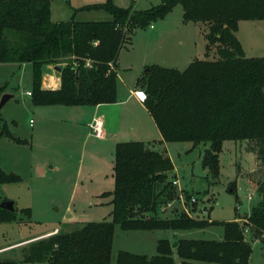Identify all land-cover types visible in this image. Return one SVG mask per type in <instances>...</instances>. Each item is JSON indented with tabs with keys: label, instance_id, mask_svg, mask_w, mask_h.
Listing matches in <instances>:
<instances>
[{
	"label": "trees",
	"instance_id": "trees-1",
	"mask_svg": "<svg viewBox=\"0 0 264 264\" xmlns=\"http://www.w3.org/2000/svg\"><path fill=\"white\" fill-rule=\"evenodd\" d=\"M181 5L184 21L208 25L205 52L183 70L152 65L136 84L144 89L142 102L165 142L206 145L202 165L211 177L220 174L224 141H252L264 164V56L247 57L236 36L240 20H264V0H161L147 9H128L112 0L84 7L104 10L107 20L52 21L51 0H0V63L32 66L31 98L35 105H98L116 102L117 59L120 49L137 29L162 19ZM217 43L216 53L210 47ZM62 64L56 90L41 88L43 67ZM0 135L18 142L0 118ZM156 142L125 141L115 146L110 196V221L85 222L68 233L29 242L20 259L35 264H111L115 226L126 231H184L221 225V240L160 238L156 254L147 256L120 250L115 264H174L175 251L183 264H248L252 250L244 229L252 226L264 243V175L257 186L260 197L246 221L195 220L181 213L171 218L157 214L160 197H170L173 164ZM21 177L0 169V184ZM228 189L236 193V186ZM238 199V196H236ZM21 213L30 218V209ZM15 212L0 208V222L12 221ZM173 241L176 242L172 247Z\"/></svg>",
	"mask_w": 264,
	"mask_h": 264
},
{
	"label": "rangeland",
	"instance_id": "rangeland-1",
	"mask_svg": "<svg viewBox=\"0 0 264 264\" xmlns=\"http://www.w3.org/2000/svg\"><path fill=\"white\" fill-rule=\"evenodd\" d=\"M106 0H51L52 21H64L74 18L76 21L107 20L111 16L104 10H86L84 7L92 4L104 3ZM120 7L128 9H147L161 3V0H112ZM240 30L236 34L242 40L247 57L264 56V21H241ZM152 26V27H151ZM208 25L184 21L181 5L174 6L166 15L153 21L145 28L137 29L131 34L118 54L117 85L123 97L128 89H136L135 83L139 77L146 74L145 70L152 65L177 70L185 69L191 56L193 59H202L205 52V33ZM217 43L210 47V55L216 53ZM31 69L29 65L17 69L15 64H0V86L14 95L0 110L4 118L9 111L18 114L19 124L26 125L29 119L34 125H40L38 112H29L23 100L30 102L26 96L32 90ZM141 99L144 98V89H137ZM135 90V91H137ZM137 95L133 96V100ZM127 106H134L133 102ZM129 108V107H128ZM135 111L136 106L133 107ZM132 110V109H131ZM44 128L40 144L29 140L34 153V162L44 161L47 164H61L54 172L33 174L21 177L20 182L0 184V202L11 200L14 202L16 217L12 221L0 222V261L3 259H20L22 250L29 242L47 238L45 232L63 234L80 228L83 223L93 221H110V196L102 194L114 187L112 165L114 150L100 146L93 138L84 141L85 129L74 134L75 126L65 118L51 119ZM144 121V120H143ZM49 124V125H48ZM125 130L126 122L118 124ZM58 126L60 129H53ZM72 128V129H71ZM49 129L51 132H48ZM48 132V133H47ZM154 140H150L153 143ZM208 144L192 147L190 142H156L155 149L163 151L165 148L173 169L168 172L167 179L177 180L173 185L170 197H160L157 214L160 217L171 218L181 213L195 220L207 221H246L252 208L258 204L259 195L257 186L253 184L262 179L264 164L257 158V146L252 141L223 142L219 158L221 161L220 174L213 178L202 165V156ZM103 155V156H102ZM112 155V156H110ZM46 159V160H45ZM249 181H253L252 185ZM234 184L236 193L230 192L228 186ZM238 196V199H236ZM195 201H191V198ZM22 208L30 209V218L21 213ZM70 210V212H69ZM71 213L76 220L71 219ZM245 217L242 218V215ZM169 233L173 240L179 237L188 239L221 240L223 228L221 225H210L184 231L157 230L151 233L153 237H160ZM140 231L122 230L118 225L114 229L112 242L111 264H115L119 250L132 252L142 251L151 255L154 251L152 238L146 236L145 241L136 237ZM149 234V233H147ZM263 235H256L250 225L244 229V238L251 245L252 250L248 264H264ZM30 238L26 244L17 245L15 242ZM141 238V237H140ZM140 240V241H139ZM143 244V245H142ZM176 245V244H175ZM174 264H183L174 251ZM15 264H35L16 261ZM191 264H214L193 261Z\"/></svg>",
	"mask_w": 264,
	"mask_h": 264
},
{
	"label": "crops",
	"instance_id": "crops-1",
	"mask_svg": "<svg viewBox=\"0 0 264 264\" xmlns=\"http://www.w3.org/2000/svg\"><path fill=\"white\" fill-rule=\"evenodd\" d=\"M241 21H248V20H240L239 22ZM239 30H240V23H238L236 34L239 32ZM237 38L239 39L242 48L244 50L245 48L242 40L239 38L238 35ZM193 60L194 59L191 56L189 57V59H187L189 63ZM0 64L2 65L15 64L18 70L21 69L22 67H27L29 65L32 75V66L29 63H23V64L0 63ZM60 75L61 73L54 68V65L44 66L41 77V83H40L41 88L44 90L58 89L61 84ZM117 79L119 80L118 72H117ZM31 83H32V76H31ZM135 87L136 89L134 90L129 88L128 94L126 95V97H123L122 92L120 93V91L118 90V85L116 84V102L98 104V105H77V106L35 105L32 102L31 94L30 95L27 94V92L30 91H27L26 96L29 97L30 102H27L26 99L23 100L25 103H28L26 104L27 105L26 109L29 112H33V113L38 112V116L41 119L40 125L35 127L34 121L32 119H29L27 126L20 125L18 114L11 113V111H9L6 115H4L3 118L0 113V118L4 121L9 131L18 138L26 141V143L24 144L18 143L8 138L5 135H0V169L7 173H15L17 175H23V176H26L31 172H33V174L35 175L37 173L39 174L40 172L46 174L49 172L57 171L59 169V165L61 164L53 163V164H47L45 166L44 161H39L38 163H35L34 153L29 152L32 146L30 144L28 145L29 140L33 141L34 144H40L41 143L40 140L43 139L41 137L42 134L44 133L45 130L47 131V128H44V126L47 125V123L51 125L53 123L51 119L54 120L55 118H65L70 120L75 125L73 126V129L71 128L72 131L69 132L71 134L75 135V132L79 133V130H81L82 128L85 129L84 141L88 138H93L98 142L100 146H104L108 148V150L110 149L111 150L110 154L112 153V150L115 151V146L118 142H125V141L150 142V140H154V142H158L161 139L160 131L158 130L152 116L144 106L141 96L139 95L140 92L137 90L139 89V86L136 83H135ZM5 93H9V92L4 87L0 86V97ZM134 95H137V99L132 101ZM13 97L14 95H12L11 98ZM9 100H7L5 104H7ZM130 102H133V105L137 107L136 111L133 108L134 106L131 107L127 106V104ZM95 118H99L103 122L104 136L102 137L94 136L88 127V124ZM122 122L124 123L126 122L128 126L125 130L121 129L118 125ZM0 127H1V122H0ZM51 128L55 130L58 128L60 129V127L58 126H51ZM48 132H51V130L49 129ZM75 217L76 216L71 213V217H70L71 219L69 220H76ZM54 229L46 231L45 234L51 235L54 232ZM140 232L141 234L137 235L136 237L142 239L141 241L140 240L139 241L143 243L145 241L144 239H146V236L144 235L151 236V233L153 231H140ZM168 234L169 233H163L160 237L151 236L153 238L150 241H152V244L154 242L152 247H154L153 252L155 253H152L151 255H147V254L145 255L150 257L156 254V245H157V241L160 238H168L169 240H173L171 238V235L168 236ZM29 241H31V239L26 238L15 243L17 245H23L28 243ZM133 253L144 254L142 253V251H137Z\"/></svg>",
	"mask_w": 264,
	"mask_h": 264
},
{
	"label": "water",
	"instance_id": "water-1",
	"mask_svg": "<svg viewBox=\"0 0 264 264\" xmlns=\"http://www.w3.org/2000/svg\"><path fill=\"white\" fill-rule=\"evenodd\" d=\"M54 68L57 71L61 72L63 69V65L62 64H56V65H54ZM147 71H148V69L145 70V72H147ZM11 97H12V94H8V93L1 95V97H0V108H2V106L6 103V101L9 100ZM0 208L8 210L10 212H15L14 202L11 200L1 201L0 202ZM244 217H245V214L242 215V218H244ZM175 244H176V242L174 241L172 243V247H175Z\"/></svg>",
	"mask_w": 264,
	"mask_h": 264
},
{
	"label": "built area",
	"instance_id": "built-area-1",
	"mask_svg": "<svg viewBox=\"0 0 264 264\" xmlns=\"http://www.w3.org/2000/svg\"><path fill=\"white\" fill-rule=\"evenodd\" d=\"M28 95H30V92H27ZM88 127L91 131V133L96 137H102L104 136V126L102 120L99 118L93 119L89 124ZM173 184H177V180H172ZM191 201H195L194 198H191ZM3 249H0V252H2Z\"/></svg>",
	"mask_w": 264,
	"mask_h": 264
}]
</instances>
